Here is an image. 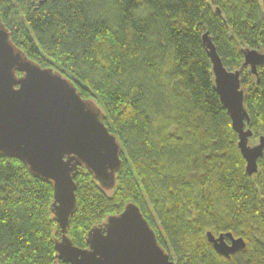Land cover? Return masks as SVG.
Here are the masks:
<instances>
[{
	"label": "trees",
	"instance_id": "trees-1",
	"mask_svg": "<svg viewBox=\"0 0 264 264\" xmlns=\"http://www.w3.org/2000/svg\"><path fill=\"white\" fill-rule=\"evenodd\" d=\"M0 13L12 42L96 103L122 145L113 189L74 175L75 246L134 203L176 264H264V155L249 176L203 43L209 33L241 72L248 128L264 136V65L252 74L243 53H264V0H0ZM53 203L52 183L0 156V264H65ZM208 233L246 248L223 257Z\"/></svg>",
	"mask_w": 264,
	"mask_h": 264
},
{
	"label": "water",
	"instance_id": "water-1",
	"mask_svg": "<svg viewBox=\"0 0 264 264\" xmlns=\"http://www.w3.org/2000/svg\"><path fill=\"white\" fill-rule=\"evenodd\" d=\"M203 43L212 63L216 91L239 136L247 173L253 176L264 155V136L259 144L250 145L254 133L248 128L251 119L241 72L224 65L209 33L204 34ZM243 53L244 67L257 75L258 67L264 65V53L256 49ZM105 119L102 109L82 98L70 79L32 61L12 42L0 13V156L23 162L36 177L52 183V212L62 232L55 246L58 259L65 264H176L134 203L93 228L86 249L75 246L67 236L77 209L74 175L78 168H85L109 190L115 187L123 165L122 145ZM207 235L223 257L230 258L246 248L244 239L231 233Z\"/></svg>",
	"mask_w": 264,
	"mask_h": 264
},
{
	"label": "rangeland",
	"instance_id": "rangeland-1",
	"mask_svg": "<svg viewBox=\"0 0 264 264\" xmlns=\"http://www.w3.org/2000/svg\"><path fill=\"white\" fill-rule=\"evenodd\" d=\"M245 89V90H244ZM243 90L246 92V88H244ZM260 138L258 139H254V136L250 139V145L251 146H255L257 144H259Z\"/></svg>",
	"mask_w": 264,
	"mask_h": 264
}]
</instances>
